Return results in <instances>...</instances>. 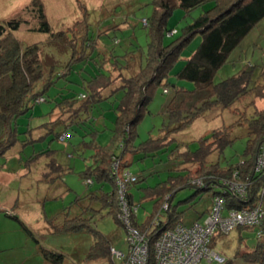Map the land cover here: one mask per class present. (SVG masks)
<instances>
[{
    "label": "rangeland",
    "instance_id": "rangeland-1",
    "mask_svg": "<svg viewBox=\"0 0 264 264\" xmlns=\"http://www.w3.org/2000/svg\"><path fill=\"white\" fill-rule=\"evenodd\" d=\"M33 1L0 0V23L12 18H21L23 23L12 35L22 47L40 45L41 59L56 65L53 67L54 73L60 72V68L63 72L66 69L63 67L69 62L72 54L60 40L53 41L54 38L51 39L49 33L31 30L37 21L32 16ZM35 1V5L40 3L43 6L46 21L54 35L66 34L69 31L79 33L75 22L85 20L88 37L95 42L89 61L74 63L67 79L56 78L54 85L44 92L45 101H36L28 112L18 117V141L5 156L0 157V217L3 228L7 229L3 236L9 243L0 252V264L45 263L36 247L37 242L28 238L29 234L21 223L35 233L42 248L62 254V264H109L108 259L91 257L98 234L104 236L111 247L125 251L127 230L122 223L116 221L109 206L91 198V194L100 196L101 190L104 193L111 192V182L104 181L100 184L94 180L92 185H87L84 175L96 165L94 145L109 146L117 152L120 151L118 147L113 146L116 142L113 136L116 109L122 90H118L109 98L94 102L87 112L71 120H66L71 109L60 110V115H57V109L52 115L50 112L57 102L66 97L89 95V90L82 85L83 78L94 76L101 71L114 75L118 71L112 69L115 59H118L117 64L124 76L132 75L145 63L149 36L148 27L144 26L143 20H150L154 11L153 0ZM214 4L215 1L210 0L188 11L180 7L174 8L166 19V28L176 30L177 33H166L163 37L164 44L182 36L184 28ZM200 41L201 36L198 33L181 51L179 59L168 73V92L165 93L161 85L154 89L143 117L135 126L134 146H142L163 135L165 124L168 123L167 104L174 95L172 84L189 90L194 87L193 83L180 80L175 74ZM103 60L106 61L104 68L101 67ZM252 66H264V18L253 27L216 71L213 81L218 83L224 78L236 75L245 67ZM118 84L119 82H116L114 87ZM258 84L264 92V81L260 79ZM108 92L109 90L106 91ZM83 100L86 98L78 101ZM261 112H264V97L246 95L237 100L230 109H216L201 115L186 129L170 137L167 144L146 155L144 152L133 154L134 156L127 153L125 159L131 164L126 170L144 177L129 189L133 195V204L138 205L136 221L142 223L154 212V200L143 199L145 188L166 182L170 175L183 173L184 167L190 166L192 174H196L199 169L198 164L177 165L178 162L173 157L169 159L172 151L176 152L179 147L195 151L201 137L209 136L214 129L223 125H232V143L220 154H213L210 159L219 162L221 166L237 163L245 153L248 138L245 127H248L249 119ZM57 117L61 118V121L54 122ZM59 134L60 137L64 135V138H58ZM51 158L63 170L60 177L55 173L44 176ZM175 167L181 172L174 171ZM219 190L220 187L208 191L191 186L182 187L176 190L172 206L177 213H181L183 224L189 225L194 220L201 221L203 215L206 216L209 212L213 192ZM165 214L164 211L160 217L164 219ZM80 215L88 220V227L82 231L52 233L45 225V217L59 223L63 218L71 219ZM10 225L16 228L8 227ZM16 229H19L18 232ZM240 238L242 241H239ZM257 241L256 230H242L240 233L233 230L227 235L216 237L212 248L224 259L231 258L232 264H245L240 256L245 250L254 249ZM225 263V260L221 262ZM199 264L216 263L202 259Z\"/></svg>",
    "mask_w": 264,
    "mask_h": 264
},
{
    "label": "trees",
    "instance_id": "trees-1",
    "mask_svg": "<svg viewBox=\"0 0 264 264\" xmlns=\"http://www.w3.org/2000/svg\"><path fill=\"white\" fill-rule=\"evenodd\" d=\"M206 1L210 0H153V14L150 20L145 19L146 24L143 23L148 27L149 36L145 63L132 75L124 76L117 64L119 63L118 59H115L112 62V69H118V71L114 75L101 71L94 76L89 75L88 78H83L82 85L86 90H89V95L81 94L77 98L66 97L57 102L50 112L52 115L53 111L57 109L59 113L57 115H60V110L71 109L66 118V120H71L77 118L81 113L87 112L94 102L109 98L118 90H122L116 109L117 116L113 136V139L116 140L113 146L118 147L120 151L117 152L116 149L109 146L94 145L96 165L93 169H88L84 175L85 183L86 179L91 180V183H86L87 185H92L94 180L100 184H103L104 181L111 182V192L104 193L101 190L100 196L91 194V198L100 200L104 206H109L119 223L116 200L117 185L115 176L111 173L112 162L115 159L119 161V167L124 170L131 164L125 159L127 153L133 155L144 152L146 155L167 144L170 137L186 129L205 113L216 109H230L237 100L246 95L264 97L263 89L258 84L260 79L264 81V66L245 67L234 76L224 78L218 83L213 81L216 71L226 62L253 27L264 18V0H214L213 7L205 10L191 24L187 25L182 36L164 44L163 37L172 31V29L166 28V19L172 10L180 7L188 11ZM35 2V0L32 2L31 10L32 16L37 21L31 30L49 33L50 38H54L53 41L60 40L66 50H70L72 56L63 67V69L66 68L63 72L60 68V72L54 73L53 67L56 65L51 61L44 62V58L41 59L42 48L40 45L32 44L22 47L12 35V32L18 30L23 23L21 18H12L0 23V157L5 156L7 151L18 141V117L28 112L37 99L42 98L45 101L44 92L54 85L56 78L67 79L74 63L89 61L91 59L90 52L94 47L95 41L88 37L85 20L75 22L79 33L69 31L66 34L54 35L46 21L43 6L40 3L35 5ZM175 33H177L176 30ZM198 33L201 36L198 47L175 74L178 79L193 83L194 87L189 90L172 84L174 95L167 104L168 123L165 124L163 135L150 140L149 143H145L146 145L134 146L135 126L143 117L154 89L160 85L165 89L170 85L167 80L168 73L179 59L185 45ZM77 46L80 49L77 50ZM105 63L106 61L103 60L102 68L106 65ZM116 82L119 84L114 87ZM107 90H109L108 93H106ZM84 97L86 100L78 101ZM59 121L61 118L57 117L54 122ZM245 128L248 137L245 153L242 160L237 163L221 166L219 162L210 159L213 154H220L225 147L232 143V125H223L214 129L209 136L201 137L195 151H191L187 147H179L176 152L170 153L169 159L173 157L178 162L177 165L198 164L199 169L196 170V174H192L190 166L184 167L183 173L170 175L166 182L145 188L143 199L154 200V212L147 216L142 223H138L134 216L133 224L141 231H147L151 242L162 229L182 222L181 213H177L172 206L176 190L182 187L191 186L203 191L220 187L221 190L213 192L212 196L220 194L224 197L227 207L239 209L251 207L261 198L264 199V180L254 170L255 158L264 142V112L249 119L248 127ZM60 135L57 137L59 138ZM176 168L174 171H179ZM46 169L45 177L52 173L60 177L63 172L52 158L47 163ZM143 178L140 174L137 181L128 187L127 197L130 204H133L134 201L129 189L133 185H137ZM49 179L53 180V178ZM198 179L202 180L201 184L196 183ZM227 180L247 182L249 184L248 200L244 201L233 195L223 183ZM166 197L168 198L166 199ZM166 200L169 207L165 211V218L162 219L160 216L164 211L161 207ZM212 205L213 200L211 207ZM158 214L159 224L153 227L152 222ZM80 216L71 219L63 218V221L59 223L53 221L50 222V226L54 233L82 231L88 227V220ZM21 226L31 235V231L25 225L21 223ZM235 230H238L239 233L242 230H256L258 239L256 246L251 251L245 250L240 259L245 264H264V221L258 227L241 226ZM258 232H260L259 235ZM218 236H221L220 233L213 237L211 247ZM239 241L242 239L240 238ZM94 246L95 253H92V258H105L109 260V264H113L110 254L111 246L104 236L98 234ZM41 253L44 259L50 263H63L64 258L60 253L42 247ZM109 254L110 257H108ZM224 260L225 264H232L230 263L231 258L226 257Z\"/></svg>",
    "mask_w": 264,
    "mask_h": 264
},
{
    "label": "built area",
    "instance_id": "built-area-1",
    "mask_svg": "<svg viewBox=\"0 0 264 264\" xmlns=\"http://www.w3.org/2000/svg\"><path fill=\"white\" fill-rule=\"evenodd\" d=\"M146 24V20H143ZM175 30L168 34L172 35ZM167 93L168 89L165 88ZM43 101L42 98L37 100ZM60 138H64L62 135ZM255 172L264 179V142L255 158ZM111 173L117 185V218L127 230L126 250L110 248L113 264H199L202 259L207 262L221 263L224 258L212 247L211 242L216 234L227 235L237 227H258L264 221V203L262 198L253 206L245 208L227 207L224 197L217 194L213 205L202 221H193L189 225L177 222L171 227L162 229L151 242L147 231H141L133 224L138 205L130 204L128 187L137 181L139 175L119 167V161L112 162ZM236 174V173H235ZM201 179L196 183L201 184ZM86 183H91L86 179ZM227 189L244 201L248 200V186L244 181H223ZM263 193V191H262ZM168 197H166L167 199ZM169 207L167 200L161 209ZM159 214L152 225L159 224ZM260 232H258V235Z\"/></svg>",
    "mask_w": 264,
    "mask_h": 264
},
{
    "label": "crops",
    "instance_id": "crops-1",
    "mask_svg": "<svg viewBox=\"0 0 264 264\" xmlns=\"http://www.w3.org/2000/svg\"><path fill=\"white\" fill-rule=\"evenodd\" d=\"M1 206H2V205H1ZM204 216H205V214L203 215L202 220L204 219ZM202 220H201V221H202ZM62 221H63V220H62ZM50 222H53V219H48V218L45 217V225H46L47 229H48L50 232L54 233L53 230H52V228H51V226H50ZM59 222H61V221H59ZM8 227H11V228H13V229L16 228V227L13 226V225H10V226H8ZM28 229H29V228H28ZM5 230H7V229H6V228H3V226H2V217H0V252H2V248L5 247V245L9 244V243H7L6 239H5L4 236H3ZM17 230H19V229H16V231H17ZM49 231H48V232H49ZM17 232H18V231H17ZM28 238H29L30 240L35 239V241L37 242L36 247H38V250H39L40 254L42 255V253H41V245L39 244L38 240L36 239L37 236L35 235V233H33V232L31 231V235L29 234V235H28ZM26 240H27V244H28L29 241H28V239H26ZM34 243H35V242H34ZM42 257H43V256H42ZM43 259H44V257H43ZM97 259H100V258H97ZM43 262H45L44 264H46V263H50V262L46 261L45 259H44Z\"/></svg>",
    "mask_w": 264,
    "mask_h": 264
}]
</instances>
